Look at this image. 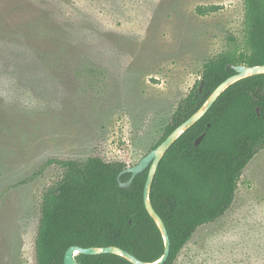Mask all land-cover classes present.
<instances>
[{"label": "rangeland", "instance_id": "1", "mask_svg": "<svg viewBox=\"0 0 264 264\" xmlns=\"http://www.w3.org/2000/svg\"><path fill=\"white\" fill-rule=\"evenodd\" d=\"M243 20L242 0H0V264H36L41 196L63 169L35 171L138 163L203 64L244 47ZM173 264H264V148Z\"/></svg>", "mask_w": 264, "mask_h": 264}, {"label": "trees", "instance_id": "2", "mask_svg": "<svg viewBox=\"0 0 264 264\" xmlns=\"http://www.w3.org/2000/svg\"><path fill=\"white\" fill-rule=\"evenodd\" d=\"M242 1L244 47L231 45L203 64L201 78L180 100L152 149L235 73L228 64H264V0ZM202 133V141L195 146V139ZM262 148L264 73L231 84L160 161L150 199L171 240L164 264L175 262L198 227L214 222L231 207L243 170ZM53 164L63 173L41 196L36 264H64L71 246H118L148 262L162 256L163 236L144 204L149 168L138 173L128 187H121L118 181L119 173L128 167L126 163L98 156L85 160L49 158L33 176ZM130 176L124 173L121 180L127 181ZM76 259L80 264H133L113 253H78Z\"/></svg>", "mask_w": 264, "mask_h": 264}, {"label": "water", "instance_id": "3", "mask_svg": "<svg viewBox=\"0 0 264 264\" xmlns=\"http://www.w3.org/2000/svg\"><path fill=\"white\" fill-rule=\"evenodd\" d=\"M231 66L235 73L224 81H222L208 96L205 102L186 120H184L181 124H179L159 145L155 148L151 149L147 154H145L138 163L128 166L124 170H122L118 175V181L121 187H128L132 181L134 180L135 176L143 172L144 170L149 168L148 176L146 179L145 187H144V204L151 215V217L155 220L156 224L158 225L161 234L164 239V252L162 256L155 261L148 262L139 259L134 254L130 253L129 251L124 250L118 246H92V247H79V246H71L65 253L64 257V264H80L76 259V255L78 253L88 254V255H95V254H102V253H113L120 256H123L128 261L133 264H164L165 261L168 259L170 250H171V240L168 234L167 227L165 225L164 220L158 214V212L154 209L153 204L150 199V189L158 168V165L164 155L167 153L169 148L172 144L192 125L198 122L211 108L214 102L218 99V97L234 82L251 76L255 74L264 73V64L260 65H246V64H232L227 65V67ZM203 84L200 86V90L202 91ZM258 114H260V107L257 106ZM205 133L199 135L195 141L194 145L197 146L203 139ZM124 173H131L130 178L127 181H122L121 176Z\"/></svg>", "mask_w": 264, "mask_h": 264}]
</instances>
